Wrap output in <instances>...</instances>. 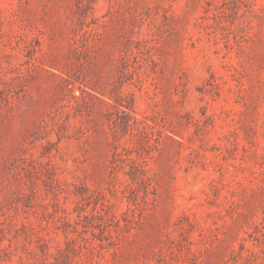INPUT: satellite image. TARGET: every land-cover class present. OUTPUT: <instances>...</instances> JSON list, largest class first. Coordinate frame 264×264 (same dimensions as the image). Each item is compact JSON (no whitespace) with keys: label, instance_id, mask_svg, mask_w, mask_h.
<instances>
[{"label":"rangeland","instance_id":"1","mask_svg":"<svg viewBox=\"0 0 264 264\" xmlns=\"http://www.w3.org/2000/svg\"><path fill=\"white\" fill-rule=\"evenodd\" d=\"M42 235L264 264V0H0V264Z\"/></svg>","mask_w":264,"mask_h":264},{"label":"trees","instance_id":"2","mask_svg":"<svg viewBox=\"0 0 264 264\" xmlns=\"http://www.w3.org/2000/svg\"><path fill=\"white\" fill-rule=\"evenodd\" d=\"M141 179L142 181L151 182L152 176L144 173ZM39 239L40 243L38 247L40 248L41 255L43 256L42 260L40 261L41 264H67L66 262L69 252L76 249L73 239L67 235L65 245H62L59 242L51 245L48 241L49 239H47L45 235L40 236ZM50 257L52 258L51 260L49 259Z\"/></svg>","mask_w":264,"mask_h":264}]
</instances>
